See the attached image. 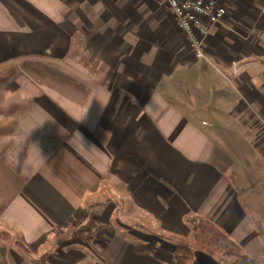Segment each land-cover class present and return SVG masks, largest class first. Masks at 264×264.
<instances>
[{
	"label": "crops",
	"instance_id": "obj_1",
	"mask_svg": "<svg viewBox=\"0 0 264 264\" xmlns=\"http://www.w3.org/2000/svg\"><path fill=\"white\" fill-rule=\"evenodd\" d=\"M218 1L198 58L163 0H0L8 264H264V192L220 152L263 143L264 14Z\"/></svg>",
	"mask_w": 264,
	"mask_h": 264
},
{
	"label": "rangeland",
	"instance_id": "obj_2",
	"mask_svg": "<svg viewBox=\"0 0 264 264\" xmlns=\"http://www.w3.org/2000/svg\"><path fill=\"white\" fill-rule=\"evenodd\" d=\"M11 66L12 65L8 66L9 68L6 70L0 71V80L11 78V76H9ZM17 73H20V71ZM243 134L245 139H237L234 137V134H232V136L229 137L231 142L228 149L220 152L229 160L230 167H228V170L237 172L242 180H248V182H250L248 188H250L252 182L253 185L254 183L257 185L259 190L264 192V134H261L263 142L261 147L259 146L260 143H258L259 137L255 135V132L253 134L250 129H244ZM259 151L263 154L261 155ZM110 198L111 201L115 202V200L112 199V195ZM2 223L3 222L0 221V225H4ZM201 231L202 230H200V234L202 233ZM7 233L5 229H0V243L4 242L10 246L7 255L10 252L9 255L13 257L18 253L17 251L20 247L17 245L16 237H11L7 235ZM22 247L26 250L28 257H30V249L32 250V247L29 245ZM37 255L38 253L35 256ZM8 261L9 257L7 256V263Z\"/></svg>",
	"mask_w": 264,
	"mask_h": 264
},
{
	"label": "built area",
	"instance_id": "obj_3",
	"mask_svg": "<svg viewBox=\"0 0 264 264\" xmlns=\"http://www.w3.org/2000/svg\"><path fill=\"white\" fill-rule=\"evenodd\" d=\"M182 29L196 57H204V45L215 25L221 24L227 8L218 0H163ZM260 13L264 14V0Z\"/></svg>",
	"mask_w": 264,
	"mask_h": 264
},
{
	"label": "trees",
	"instance_id": "obj_4",
	"mask_svg": "<svg viewBox=\"0 0 264 264\" xmlns=\"http://www.w3.org/2000/svg\"><path fill=\"white\" fill-rule=\"evenodd\" d=\"M7 62H10L8 60ZM17 239V245H18V237ZM10 246L4 242L0 243V264H8L7 263V251ZM42 250L40 251L41 254ZM194 259V252L192 248L185 244H179L175 247L173 251V257H172V263L171 264H190ZM40 260V261H39ZM38 261V262H37ZM35 264H46L45 259L39 255L34 260Z\"/></svg>",
	"mask_w": 264,
	"mask_h": 264
},
{
	"label": "clouds",
	"instance_id": "obj_5",
	"mask_svg": "<svg viewBox=\"0 0 264 264\" xmlns=\"http://www.w3.org/2000/svg\"><path fill=\"white\" fill-rule=\"evenodd\" d=\"M46 157L41 153L38 157V160L33 165L34 169L38 170V168L45 163Z\"/></svg>",
	"mask_w": 264,
	"mask_h": 264
}]
</instances>
